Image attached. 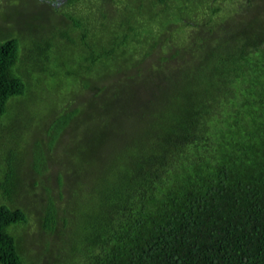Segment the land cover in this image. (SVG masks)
I'll return each mask as SVG.
<instances>
[{
	"label": "trees",
	"instance_id": "16d2710c",
	"mask_svg": "<svg viewBox=\"0 0 264 264\" xmlns=\"http://www.w3.org/2000/svg\"><path fill=\"white\" fill-rule=\"evenodd\" d=\"M106 1L119 18L102 24L101 51L88 58L104 74L84 89L116 92L114 78L134 82L151 62L148 80L160 82V93L137 108L131 142H122L123 129L106 131L105 165L93 182L68 190L62 206L46 187L47 207L34 204L43 228L61 236L66 203L85 201L90 182L88 199L99 200L84 214L87 248L76 249L84 264H264V18L248 16L252 0L229 2L230 15L222 13L229 0ZM147 13L168 20L137 33ZM18 55L17 39L0 43V116L26 92L13 71ZM18 171L11 167L8 177L19 179ZM16 199L0 204V264H26L9 231L28 223Z\"/></svg>",
	"mask_w": 264,
	"mask_h": 264
},
{
	"label": "rangeland",
	"instance_id": "374dc122",
	"mask_svg": "<svg viewBox=\"0 0 264 264\" xmlns=\"http://www.w3.org/2000/svg\"><path fill=\"white\" fill-rule=\"evenodd\" d=\"M56 1L0 0V43L17 39L19 55L13 71L27 86L23 95L11 99L9 113L0 116V204H12L9 201H15L17 195V207L28 215V223L9 227L26 264L85 263V254H76V249L86 251V229L90 231L91 221L84 214L97 209L99 199H88L92 184L89 182L83 192L85 201L72 198L66 203L72 216L69 214V224L61 236L46 232L42 226L41 211L49 199L46 187L52 189L51 196L62 206L68 190L73 192L85 178L93 182L105 165L106 131L116 136L123 129L127 134L122 142H131L137 108L141 110L149 103L155 89L160 93V86H156L160 82L148 80L151 62H146L143 76L133 83L114 78L116 92L104 95L84 89L89 77L96 79L104 74V67L92 66L88 58L92 50L101 51L104 41L100 43L99 37L108 33L102 24L112 25L119 16L111 13L106 0ZM231 1L240 2L227 1L224 15L232 14L236 4ZM252 1L248 16L264 18V0ZM166 20V13L156 17L147 13L136 32L144 33V29ZM74 108L79 113L72 117ZM11 167L19 169V179L15 180L17 172L8 177ZM60 175L64 180L63 199L59 198L56 181ZM40 178L41 184H37ZM35 200L42 210L34 205Z\"/></svg>",
	"mask_w": 264,
	"mask_h": 264
}]
</instances>
